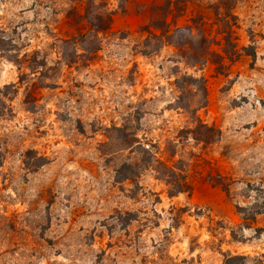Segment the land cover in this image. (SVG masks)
Listing matches in <instances>:
<instances>
[{
  "label": "rangeland",
  "instance_id": "rangeland-1",
  "mask_svg": "<svg viewBox=\"0 0 264 264\" xmlns=\"http://www.w3.org/2000/svg\"><path fill=\"white\" fill-rule=\"evenodd\" d=\"M89 3L111 17L95 36ZM1 93L0 264L264 255V212L243 220L264 210V0H0ZM141 145L191 191L119 182Z\"/></svg>",
  "mask_w": 264,
  "mask_h": 264
},
{
  "label": "trees",
  "instance_id": "trees-1",
  "mask_svg": "<svg viewBox=\"0 0 264 264\" xmlns=\"http://www.w3.org/2000/svg\"><path fill=\"white\" fill-rule=\"evenodd\" d=\"M85 18L90 25L89 33L94 34V36L96 35V33L106 31L111 21L110 14L104 5H94L92 3H89V5L86 8ZM156 28L161 29V34L160 35L153 34V37L159 40L162 45L165 43L164 41L165 39H166V42L169 43L172 37V34H169V31L167 30V27L165 26V24L159 25ZM150 34L152 35V33ZM199 37L204 42L203 43L204 45H202V48L199 50L200 52H197V54L193 56H191L189 49H186L184 45H180L182 58H184L187 61H188V58L189 59L193 58L194 61H191L190 64L203 63L205 56H208L210 54V45L206 43L205 41L206 37L202 33H199ZM184 44H187V46L188 45L190 46V42L188 41ZM185 51H187V53H184ZM188 56H191V57H188ZM193 80H194L193 82L198 83L197 79H193ZM179 84H180L179 89L184 93L186 90L185 85L182 83H179ZM6 101H7L6 97H4V95L1 93L0 95V118L3 116H6L8 111H11ZM183 109L189 110V106L188 105L183 106ZM211 130L212 129H210V131ZM205 142H210V139L205 140ZM138 148H140V150L143 153L149 155L148 160H144L142 162H138L135 164H130V163L122 164L121 167H119L116 171V177L119 182L126 181V180L134 181L139 176V173H140L139 170L145 169L146 167H152L159 174L158 178L163 180L169 187L168 189L169 196H174L175 194H178L181 192L191 191V186L186 181L185 176H181L179 174L177 176V173L175 172L173 167L166 166L163 162L157 159L156 154L151 153V151L147 147L141 145ZM263 212L264 210L255 211V213H253L250 217H244L243 220L246 222L250 220L253 223H255L256 215L261 214ZM223 256H224L223 264H264V255L255 257L254 259H252L249 256L233 255L231 253H223Z\"/></svg>",
  "mask_w": 264,
  "mask_h": 264
}]
</instances>
